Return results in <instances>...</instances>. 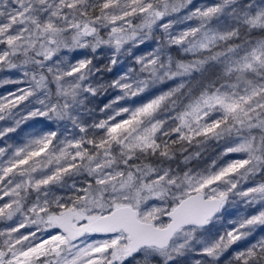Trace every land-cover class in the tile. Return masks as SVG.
<instances>
[{
	"label": "snow or ice",
	"instance_id": "1",
	"mask_svg": "<svg viewBox=\"0 0 264 264\" xmlns=\"http://www.w3.org/2000/svg\"><path fill=\"white\" fill-rule=\"evenodd\" d=\"M0 264H264V0H0Z\"/></svg>",
	"mask_w": 264,
	"mask_h": 264
},
{
	"label": "rangeland",
	"instance_id": "2",
	"mask_svg": "<svg viewBox=\"0 0 264 264\" xmlns=\"http://www.w3.org/2000/svg\"><path fill=\"white\" fill-rule=\"evenodd\" d=\"M103 102H106V98H105V100H104V101H101V103H103Z\"/></svg>",
	"mask_w": 264,
	"mask_h": 264
}]
</instances>
